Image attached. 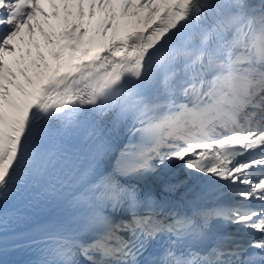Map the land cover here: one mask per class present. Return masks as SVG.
Here are the masks:
<instances>
[{
	"label": "snow or ice",
	"instance_id": "1",
	"mask_svg": "<svg viewBox=\"0 0 264 264\" xmlns=\"http://www.w3.org/2000/svg\"><path fill=\"white\" fill-rule=\"evenodd\" d=\"M47 4L0 0V230L71 187L34 264H264V0Z\"/></svg>",
	"mask_w": 264,
	"mask_h": 264
},
{
	"label": "bare ground",
	"instance_id": "2",
	"mask_svg": "<svg viewBox=\"0 0 264 264\" xmlns=\"http://www.w3.org/2000/svg\"><path fill=\"white\" fill-rule=\"evenodd\" d=\"M84 165L85 161L82 159L74 161L73 165L69 169L68 174H62L64 179L69 181L75 179L77 176H79V173L83 169ZM177 180L181 179H174V181ZM146 181L154 183V178L148 177ZM184 190L185 189L181 187L177 190V192L182 194ZM56 198L57 196H44L38 199H33L31 196H28L27 198L10 202L9 207L18 210V215L9 221L7 230L17 228L23 224H31V222L39 220L41 214L48 210V207L51 205L52 201L54 202ZM27 245H30V243L0 247V264H12L14 262L13 259L17 258L21 253V250Z\"/></svg>",
	"mask_w": 264,
	"mask_h": 264
}]
</instances>
